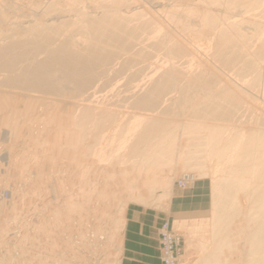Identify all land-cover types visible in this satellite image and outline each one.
Returning <instances> with one entry per match:
<instances>
[{"label": "rangeland", "instance_id": "374dc122", "mask_svg": "<svg viewBox=\"0 0 264 264\" xmlns=\"http://www.w3.org/2000/svg\"><path fill=\"white\" fill-rule=\"evenodd\" d=\"M244 1L230 8L221 0H159L155 8L157 0H120V18H127L120 29V58L96 66V78L83 91L49 82V88L34 87L19 82L25 74L22 65L0 68V264H120L126 224L134 215L147 225L160 223L161 264H208L217 251L219 264L253 263L251 191V199L239 193L236 207L226 214L215 207L216 186L237 165L238 155L231 148L219 157L203 146L209 138L203 128L219 130L220 147L246 141L257 128L264 131L259 122L264 117V76L256 88L246 85L251 76L246 83L235 78L254 63L264 69V0ZM49 3L0 0V38H19L23 26L51 24ZM206 15L217 26L206 27ZM69 19L65 25L51 21L61 37L72 35L83 43L84 23ZM144 22L150 26L144 28ZM224 27L234 41L221 49V60L216 42ZM167 35L173 36L170 46L179 42L186 52L171 55L159 48ZM25 37L33 36L21 39ZM172 68L223 79L232 75L236 82L205 91L179 82L151 111L143 99L161 72ZM156 71L158 76L148 79ZM227 85L242 92L238 116H202L213 104L229 109L215 99ZM162 102L165 112L159 109ZM88 107L95 118L108 115L99 135L91 123L85 129L78 124ZM145 119L160 120L172 130V154L146 161L151 151L139 147L140 141L158 138L143 133ZM219 221L228 225L223 245L215 240Z\"/></svg>", "mask_w": 264, "mask_h": 264}, {"label": "bare ground", "instance_id": "6f19581e", "mask_svg": "<svg viewBox=\"0 0 264 264\" xmlns=\"http://www.w3.org/2000/svg\"><path fill=\"white\" fill-rule=\"evenodd\" d=\"M158 1L159 0L153 5L155 8L160 6ZM225 1L221 0V2L227 4L230 8L238 7L240 4H246L244 0ZM250 2L253 3L254 1L252 0ZM120 5V0H50L47 6L50 14L52 13L51 20L54 21V23H62L61 25H65L68 21L72 20L69 18H74L73 20L78 19L80 22L82 21V23H84L80 28L81 35L84 34L86 37L84 42L78 43V41L75 40V36L71 37L72 35H66V37L62 35L61 37L60 29L53 26L51 20H49L51 24L48 22L50 25L46 22L47 24H41V26L37 25L35 28H26L23 26V31H21L22 33L20 35L30 34V36L32 35L33 37L21 39L22 36L19 35V38H0V68L9 66V68L14 70L16 65H22L20 68L25 71V74L20 77L19 82L24 81L22 83L34 87H44L46 85V87L49 88V82L55 85L57 83L60 87L72 84L77 91H83L86 85L96 78L94 74L96 66L101 64L107 65L118 55L117 59L120 58V45H122L120 44V29L123 31L121 27L126 24L127 21V18L123 15V17L120 18ZM134 11L135 8L125 12L132 13ZM67 18L69 20H67ZM177 22L179 26L183 27L181 20ZM205 25L212 29L217 26L216 20L206 15ZM142 26L148 28L150 25L148 22H144ZM229 34L230 32L227 27L220 29L219 38L216 43L218 49H220L217 53V57L221 60L225 58L221 49H224L225 46L232 45L234 41L233 36ZM58 35L60 37H58ZM168 35L165 39H160L161 41L157 43L159 48L162 50L166 48L171 55H182L183 52H186V48L179 42L175 43V40L174 44L170 46L169 42L171 43L173 36L168 37ZM122 42H124L123 39ZM41 56L44 57L43 61H39V57ZM257 56L261 57V54L259 53ZM262 59L261 57L259 60L262 61ZM225 63L226 65H230L227 61ZM260 64L261 63H254L251 69L247 68L241 71L235 76L236 80L239 79L240 82L246 83V79L251 76V81L246 85L251 88L258 87L263 79L262 76H264V69H259ZM190 72L188 70L183 71L174 68L161 72V76L159 74L160 77L157 78L158 80L155 82L153 81L154 84H152L153 87L149 92V97L143 99V105L145 104L148 106V109L152 108L151 111H153V109L158 107L157 104L166 91L175 88L179 82H182L187 88L197 86L205 91L217 85H223L224 83H228L229 85V83L232 84V82L235 81L232 75L226 74V79H223L220 75L215 73L205 71L199 73V71V74H190ZM138 75H141V73ZM143 75H145V73ZM156 75L157 71L153 75H150L148 79L152 80ZM142 78L141 81L144 79ZM227 78H231V80ZM143 82H145V80L142 81V84H145ZM228 85L223 87L225 89L221 90V92L215 93V99L216 102H223V104L230 106L229 109L224 111L220 104H213L211 108L202 113V116L206 118L221 116L223 119L231 120L238 116L239 110L241 109L242 92L232 87L230 88ZM169 97L170 96L167 97V100L171 101L172 99L169 100ZM163 102L159 107L161 110L165 106ZM165 108L163 112H165ZM106 115L105 113V115H100V118L99 116L95 118L89 107L83 108L81 112L82 120L78 122V124L82 129H85L86 126L91 123L92 126H95L97 135H99L103 127V116ZM259 122H261L264 128V117L260 119ZM143 125L145 127L143 133L145 135H156L158 138L153 143H151L148 138L140 141L141 144L139 147L143 146V150L146 148L145 150L148 149L147 151H151V156H149L146 161L149 159L155 160L168 153L170 154L173 149L172 143H169L172 130L168 125L156 119H145ZM203 129L209 133V138L204 139L205 143L203 146L208 148L212 154L221 157L226 155L229 149L233 148L235 154L238 155L237 165H234L235 167H232L229 171L227 170L229 176L222 181V185L216 186L215 207L222 210L223 214H226L227 210L229 211L231 207H236L234 201L238 198L239 193L241 195L242 192H246L247 194V192L249 193L251 191L252 201H250L252 202V208L250 209L251 212L248 221V231H250V256L252 258V264H264V131L258 128L256 131L252 129L253 131L249 134L246 141L230 142L220 147L221 142H219L217 136L219 130L216 128ZM144 160L145 159H143V161ZM234 163L236 162H233V164ZM229 166L231 167L233 165ZM240 190L241 192H238ZM247 196L249 195L247 194ZM251 197L249 196L250 199ZM216 229V244L223 245L227 243L228 225L219 221L216 224ZM208 254L211 256L212 253ZM218 254V251L215 252L211 257V259L214 258L215 261L213 262L211 259H208V264H211V262L212 264H219L220 261H218L219 259L217 258V256H219Z\"/></svg>", "mask_w": 264, "mask_h": 264}, {"label": "crops", "instance_id": "0c3cea01", "mask_svg": "<svg viewBox=\"0 0 264 264\" xmlns=\"http://www.w3.org/2000/svg\"><path fill=\"white\" fill-rule=\"evenodd\" d=\"M133 217L126 224L120 264H161L158 236L160 223L154 227L145 224L141 216Z\"/></svg>", "mask_w": 264, "mask_h": 264}]
</instances>
